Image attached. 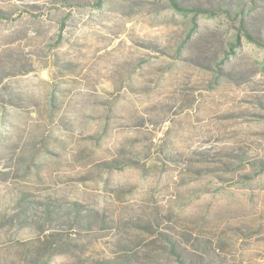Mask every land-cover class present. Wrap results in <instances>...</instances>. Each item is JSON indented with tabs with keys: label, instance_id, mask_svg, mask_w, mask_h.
Masks as SVG:
<instances>
[{
	"label": "rangeland",
	"instance_id": "374dc122",
	"mask_svg": "<svg viewBox=\"0 0 264 264\" xmlns=\"http://www.w3.org/2000/svg\"><path fill=\"white\" fill-rule=\"evenodd\" d=\"M0 264H264V0H0Z\"/></svg>",
	"mask_w": 264,
	"mask_h": 264
}]
</instances>
